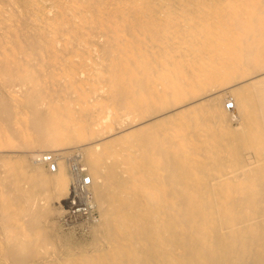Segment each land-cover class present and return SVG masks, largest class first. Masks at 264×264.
<instances>
[{
  "label": "bare ground",
  "instance_id": "obj_1",
  "mask_svg": "<svg viewBox=\"0 0 264 264\" xmlns=\"http://www.w3.org/2000/svg\"><path fill=\"white\" fill-rule=\"evenodd\" d=\"M0 264H264V0H0Z\"/></svg>",
  "mask_w": 264,
  "mask_h": 264
},
{
  "label": "built area",
  "instance_id": "obj_2",
  "mask_svg": "<svg viewBox=\"0 0 264 264\" xmlns=\"http://www.w3.org/2000/svg\"><path fill=\"white\" fill-rule=\"evenodd\" d=\"M228 107H231V104H228ZM43 161L48 164L51 171H54L53 159L50 156L43 158ZM67 161L72 170L73 180L70 196L64 201L67 207L65 214L67 219L65 221L68 224H72L69 222L71 219L89 220L91 218L90 220H92V218L97 217V213L91 206L89 191L83 187L89 184V180L78 172L77 166L80 160L76 155L68 156Z\"/></svg>",
  "mask_w": 264,
  "mask_h": 264
},
{
  "label": "rangeland",
  "instance_id": "obj_3",
  "mask_svg": "<svg viewBox=\"0 0 264 264\" xmlns=\"http://www.w3.org/2000/svg\"><path fill=\"white\" fill-rule=\"evenodd\" d=\"M45 169V168H44ZM46 171V170H45ZM61 204H62V202H61ZM79 219V220H78ZM84 220L86 221V219H80V218H77V219H71V220H69V222L70 223H72V224H83L82 222H84ZM81 222V223H80ZM62 225V224H61ZM60 227H62V226H60ZM65 228V227H64ZM63 227H62V230H64L65 231V229H64ZM73 234V237L76 239H78V238H80V237H78V235L79 234H76V233H72Z\"/></svg>",
  "mask_w": 264,
  "mask_h": 264
}]
</instances>
